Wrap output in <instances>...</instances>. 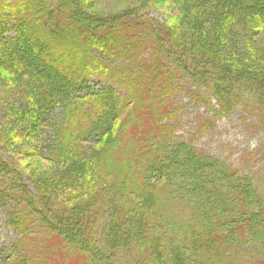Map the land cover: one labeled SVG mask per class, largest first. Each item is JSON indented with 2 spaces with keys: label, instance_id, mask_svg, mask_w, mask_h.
<instances>
[{
  "label": "trees",
  "instance_id": "16d2710c",
  "mask_svg": "<svg viewBox=\"0 0 264 264\" xmlns=\"http://www.w3.org/2000/svg\"><path fill=\"white\" fill-rule=\"evenodd\" d=\"M80 2L0 0V71L31 84L30 103L15 115L12 136L40 140L46 156L34 142L30 148L49 169L25 174L0 155V179L10 177L14 197L8 223L21 242L9 251L19 255L25 248L28 256L16 262L3 255L0 264H70L77 254L84 257L81 264H112V253L120 251L122 264H239L236 249L261 243L264 231V203L254 201L249 184H230L223 167L217 173L216 164L209 166L184 143L166 148L152 129L143 140L154 145L159 139L153 148L160 156L136 157L126 140L129 130L117 137L114 125L126 109H142L137 96L123 101L108 85L97 91L90 86L114 81L121 61L138 67L148 48L152 56L140 78L147 86L142 106L153 121L169 118L148 104L155 89L172 86L174 71L190 86L209 85L219 104L238 95L264 103V0L143 2L174 7L176 27L129 14L97 18ZM140 30L144 35L135 36ZM157 96L159 103L166 98ZM141 120L130 118L133 127ZM92 138L100 146L85 148ZM13 150L11 145L8 152L16 157ZM232 203L237 211L228 216ZM59 251L65 252L61 259Z\"/></svg>",
  "mask_w": 264,
  "mask_h": 264
},
{
  "label": "rangeland",
  "instance_id": "374dc122",
  "mask_svg": "<svg viewBox=\"0 0 264 264\" xmlns=\"http://www.w3.org/2000/svg\"><path fill=\"white\" fill-rule=\"evenodd\" d=\"M80 1L82 6L85 5L84 9L97 18H109L116 15L126 16L129 14L130 16L134 15L136 17L142 16L144 19H154L160 25L167 24L170 27L178 26V20L176 19L178 11L166 2L144 4L143 2L145 0ZM260 31L264 32V28L262 30L260 29ZM260 31L254 30L257 34H260ZM143 33L145 32L142 30L137 31L135 36L141 37L144 35ZM257 36L259 35H255V37ZM149 55L152 56L150 49L147 48L144 52L142 51L139 57L142 61L135 68L131 66L133 65L132 63L126 65L125 62L121 61L122 68L117 67L119 71L112 74L113 78H115L113 79L114 81L103 78L99 82V85L90 86V90L97 91L108 85L113 88L115 94H118L123 101L130 98L132 94L133 96H137V103L142 109H135L136 107L134 106L126 109L123 118L115 122V135L117 137L122 136V129L125 133L129 130L126 134V140H129V143L133 146L134 150L132 152L135 153L136 157L140 158L150 156L153 159L154 156L151 157V155H154V153L159 157L158 150L154 148L160 140L167 143L166 148L173 141L184 143L187 147L197 151L198 154L205 156V158L207 157L206 159L210 162L208 164L209 166L216 164L213 165L212 169L215 170L216 168L217 173L218 171L221 172V168L223 167L228 172L230 184L235 186L239 184L240 187L249 184L250 189H253L255 192L254 201L259 200L261 203H264V103H261V100L259 101L260 103L252 101L256 99L254 96L252 98L250 97L252 99L250 100L249 95H238L233 99L231 104H219V101L208 91V88H211L209 85H206L208 88H202L197 85L190 86L189 81L183 77L182 72L174 71L176 74H173V76H176L172 81V86L170 87L169 84V87L165 90L155 89L153 94H156V97L155 99L151 97L150 103L148 104L152 111L156 110L158 112L160 109L169 118L165 119V121H160V119L153 121L150 116L152 112L143 109L144 106H142L145 101L147 102L145 99L147 86L145 82L143 83L145 78L143 76L140 78V74L144 73V70L141 68L149 65ZM169 69L173 70V67L170 66ZM18 81V78L15 79L8 73L0 71V138L3 137V139L6 140L7 138L8 140L7 146L0 142V155L6 158L7 161H16L18 167L25 174L32 172L47 174L49 169L43 165L44 160L40 159L37 153L32 150L33 147L30 148L31 142H34V148L40 149V153L46 156L47 152L43 151V146L39 142L40 140L29 141L20 135H16V137L12 136L11 130L15 128L13 126L15 115L20 112L23 106L30 103L29 97H26V94L31 84L26 78L21 79L20 82ZM159 93L162 95L165 94L164 97H166L161 103L158 101L159 97L157 94ZM189 93L195 95L194 98L191 99L188 95ZM10 115L12 118L10 120L11 127L9 128L7 123L9 117H11ZM138 115L142 117V120L137 123V126L135 125L133 127L130 118L133 116L135 118ZM146 120L150 122L145 123ZM60 125L62 126L57 127V129L64 126L63 124ZM149 129H152L151 132L155 133V137L161 135L159 136L160 140L157 139L154 145H150V140L147 142L143 140V138H146L145 133ZM10 139L13 140V143ZM44 140L45 138L42 137L41 142H44ZM96 141V138L87 141L84 145L85 148L92 149L99 147L100 143L94 145ZM11 145L14 148L13 151L16 150L15 154H18L16 157L8 152ZM180 174L181 176L183 175L182 173ZM9 178L0 179V263L3 262V255L6 260L8 257L9 259L10 257H14L10 260L16 262L24 258L28 259V256L24 253V251L27 252L25 248L21 249L20 254L18 253L19 255H12L9 251L10 246L21 245L19 236H17L8 223V218L14 211V205L10 202L12 195L9 194V191L11 192L12 188L10 187L11 181ZM120 179L122 180V177ZM30 180L31 177L27 176L24 184L29 186ZM4 191L7 193L6 198L3 193ZM240 192L241 190H239ZM31 194L33 195V192ZM186 197L185 192L182 191L180 195L182 203H186ZM12 198L14 199V197ZM227 199L230 200V198ZM14 203L16 202L14 201ZM252 204L258 205L256 203ZM181 207L179 206L177 210L181 211ZM20 211L22 213V208L18 211L19 215ZM236 211L237 205L232 203V206L227 208L225 214L231 216ZM103 218L108 219L109 217L107 215ZM102 222L103 220H99L100 228H102ZM263 230L264 226L261 231ZM236 252L240 257L239 264H264V231L261 243L253 244L251 242H245L243 247L239 246L236 249ZM112 254L115 255H111V258H114L112 264H122L121 251ZM63 255L65 256V252L59 251V259ZM71 258L73 259H71L70 264L84 263V257L80 254H77L76 257L72 256ZM33 259V262H36L38 258ZM43 264L48 263L44 261Z\"/></svg>",
  "mask_w": 264,
  "mask_h": 264
}]
</instances>
